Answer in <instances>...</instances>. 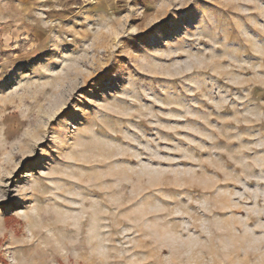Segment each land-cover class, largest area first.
<instances>
[{"label": "rangeland", "instance_id": "obj_1", "mask_svg": "<svg viewBox=\"0 0 264 264\" xmlns=\"http://www.w3.org/2000/svg\"><path fill=\"white\" fill-rule=\"evenodd\" d=\"M0 264H264V0H0Z\"/></svg>", "mask_w": 264, "mask_h": 264}]
</instances>
